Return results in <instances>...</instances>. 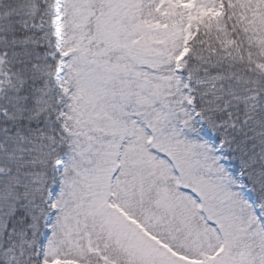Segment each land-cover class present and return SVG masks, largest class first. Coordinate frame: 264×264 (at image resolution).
<instances>
[{"label":"snow or ice","instance_id":"1","mask_svg":"<svg viewBox=\"0 0 264 264\" xmlns=\"http://www.w3.org/2000/svg\"><path fill=\"white\" fill-rule=\"evenodd\" d=\"M0 264H264V0H0Z\"/></svg>","mask_w":264,"mask_h":264}]
</instances>
